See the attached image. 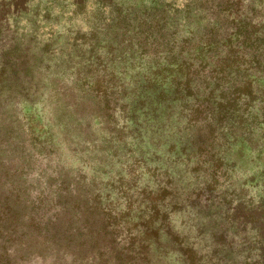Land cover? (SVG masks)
<instances>
[{
	"label": "rangeland",
	"instance_id": "rangeland-1",
	"mask_svg": "<svg viewBox=\"0 0 264 264\" xmlns=\"http://www.w3.org/2000/svg\"><path fill=\"white\" fill-rule=\"evenodd\" d=\"M181 1L0 0V172L6 184L18 170L31 199L69 189L105 210L75 217L73 243L98 241L80 264H110L103 252L134 264L247 263L249 241L229 236V216L245 194L258 203L260 157L239 141L202 138L178 101L153 103L154 77L170 68L164 51L197 24V0H187L190 15ZM31 239L7 240L0 264H52Z\"/></svg>",
	"mask_w": 264,
	"mask_h": 264
},
{
	"label": "trees",
	"instance_id": "trees-1",
	"mask_svg": "<svg viewBox=\"0 0 264 264\" xmlns=\"http://www.w3.org/2000/svg\"><path fill=\"white\" fill-rule=\"evenodd\" d=\"M180 1L173 0L172 5L180 8L177 7ZM185 3L186 13L190 15L193 8L187 0ZM197 3L198 17L194 19L197 24L189 27L186 38L181 42L172 41L170 48L164 51L165 59L171 57L166 60L170 68L154 77V82H160V92L157 88L151 89V92H159L153 103L157 109H168L178 101L181 113L187 110L190 127L194 125L192 129L203 132L202 138L214 137L215 141L228 143L239 141L255 158L260 157L256 164L258 175L254 179L260 191L258 203L245 199L246 194L240 197L235 212L229 216L232 220L229 236L240 242L249 241L245 264H264V1L197 0ZM201 21L203 26L200 27ZM104 87L92 84L90 89L96 95H112L106 89L108 86ZM190 135L197 139L199 134ZM17 172L8 170L13 179L6 184L2 176L9 175L0 172V197H6L5 202H0V248L7 252V240L31 237V242L37 241L39 247L53 253L52 264H80L86 259V255L81 259V252L90 248V253L98 241L91 237L86 245L73 243L79 238L81 228L75 229V217H79V221L87 220L86 217L105 218V210L96 203L82 202L75 191L69 189L59 188L56 195L50 197L44 194L36 199L26 197L16 180ZM55 198L61 203H51ZM239 204L245 208L240 209ZM156 206L159 205H153L150 217L153 213L159 214ZM164 215L161 224L154 227L156 231L167 227L168 212ZM154 229L151 228L153 234L157 233ZM220 232L224 233L220 239L228 236L227 228ZM141 255L144 260L147 258L146 252ZM98 256V260L110 264L135 263L126 257L111 261V255L105 252Z\"/></svg>",
	"mask_w": 264,
	"mask_h": 264
}]
</instances>
